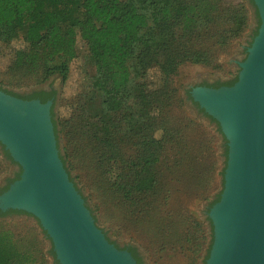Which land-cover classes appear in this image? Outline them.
<instances>
[{
	"label": "trees",
	"instance_id": "1",
	"mask_svg": "<svg viewBox=\"0 0 264 264\" xmlns=\"http://www.w3.org/2000/svg\"><path fill=\"white\" fill-rule=\"evenodd\" d=\"M249 21L246 1L0 0V45L18 39L25 44L15 53L18 67L32 73L44 68L46 77L60 73L66 80L78 56V38L84 41L94 72L61 122L70 164L97 171L99 189H108L124 213L119 230L148 238L155 262L160 251L169 255L164 264H178L170 263L178 257L184 264H206L214 239L209 216L210 230L196 211L171 206V185L179 169L192 174L198 199L208 197L212 182L210 166L196 170L193 165L206 157L204 151L196 147L191 155L181 152L182 144L202 141L200 136L179 135L173 122L174 77L185 63L217 66L218 55L244 35ZM217 125L224 139V185L229 146ZM60 157L70 175L67 159ZM179 157H187L188 165ZM18 178L20 174L3 191ZM10 214L31 216L37 224L27 227L28 218L22 224L19 219L0 222V264H60L39 219L24 210H0V217ZM46 240L51 242L48 251ZM138 263L143 264L139 257Z\"/></svg>",
	"mask_w": 264,
	"mask_h": 264
},
{
	"label": "water",
	"instance_id": "2",
	"mask_svg": "<svg viewBox=\"0 0 264 264\" xmlns=\"http://www.w3.org/2000/svg\"><path fill=\"white\" fill-rule=\"evenodd\" d=\"M254 2L261 25L237 81L191 91L229 146L221 198L208 212L214 239L206 264H264V0ZM0 143L22 168L0 194V209L37 217L60 264H137L97 226L71 180L59 153L52 101L0 90Z\"/></svg>",
	"mask_w": 264,
	"mask_h": 264
},
{
	"label": "rangeland",
	"instance_id": "3",
	"mask_svg": "<svg viewBox=\"0 0 264 264\" xmlns=\"http://www.w3.org/2000/svg\"><path fill=\"white\" fill-rule=\"evenodd\" d=\"M234 1H246L250 9L249 27L244 35L234 40L226 50L221 51L217 57V66L185 63L179 68L178 74L174 77L177 98L171 110L173 122L180 127L179 135H189L185 137L189 139H191V135L194 138L200 136L202 141L201 144L198 140L194 141L192 144L190 143V146H183L182 144L180 147L181 152H190L191 155L194 149L196 151V147L202 150V152L204 151L206 157L201 162L196 160L195 164L197 166L195 164L193 165L196 167V170L200 167H207L209 169L210 166V170H212V182H210L211 189L208 197L198 199L199 195L195 196L196 187L192 181V174L190 175V172L186 169H179L175 173L176 179L172 181L171 185V206L196 211L197 216L203 221H207L208 219V207L211 201L224 187L221 174L225 166L224 139L218 131L217 122L213 121L207 113L197 109L192 103L188 96V89L202 82L216 80L231 81L238 76L241 69L239 63L247 57L248 48L254 40L257 21L255 8L249 0ZM24 45L21 39L15 40L7 46L0 45V85L19 91H26L27 89L40 85L48 86L54 84L55 86H59V94L54 107L59 153L60 156L62 155L67 159L70 176L73 178L72 181L79 188L78 190L84 197L86 205L90 209L97 226L103 230L110 240L118 242L121 246L124 244H133L138 248L144 258L143 264H164V261H167L169 255L158 251L156 255L161 256V259L155 262L147 249L148 238L138 237L135 234H128L126 231L119 230V228L123 227L121 222L124 213H122L120 206H116V201L112 199L113 196L108 189H99L98 184H96L97 177L94 178L97 171L91 168V166L84 165L81 169H77L70 164L68 150L66 148L67 138L65 137L61 122L68 118L70 114V101L82 91L88 74L94 72V68L86 58L87 50L84 41L80 37L78 38V56L70 63V72L66 80L60 73H54L46 77L44 68L32 73L29 72L26 66H16L14 60L15 53L18 49L24 47ZM151 75L155 76L156 72H152ZM179 158L181 159L179 161L188 165L186 161L188 159L187 157ZM17 168L18 166L5 155L2 144L0 143V188L6 179L13 177ZM201 189L203 190L202 187ZM16 219H19L20 224H22V220L27 219L25 220V224L29 228L32 224H37V221L33 217L25 214H10L6 217H0V222ZM206 225L210 230L208 221ZM117 228L119 233L117 230L116 233L114 232ZM45 243L46 250L48 251L51 248V242L46 240ZM208 243H210V238L207 240V245ZM205 255L206 251L204 252ZM48 257L50 261H53L51 254H48ZM173 261L178 264H184L183 257L171 259L170 263ZM201 264H204V262H201Z\"/></svg>",
	"mask_w": 264,
	"mask_h": 264
},
{
	"label": "flooded vegetation",
	"instance_id": "4",
	"mask_svg": "<svg viewBox=\"0 0 264 264\" xmlns=\"http://www.w3.org/2000/svg\"><path fill=\"white\" fill-rule=\"evenodd\" d=\"M254 4H255V2H254ZM254 8H255V11L257 9V11L255 12V14H256V21H257V28L255 30H259L260 25H261V18H260V14H259V11H258V8H257L256 5L254 6ZM228 82L229 81H220V80L211 81V82L210 81H206V82H202V83H200V84H198L196 86H208V87H214V88H218V87H221V86H231L230 83H228ZM196 86H193V87H191V88L188 89V92H189L188 93V96L191 99L192 103L195 105V107H197V109H199V110L203 111L204 113H206L205 110L200 107L199 103L193 99V96L191 94L192 89L194 87H196ZM0 90H3V91H5V92H7L9 94H12L14 96H17V97H20V98H24V99H38V100H40L41 102H44V103L45 102H48V101H52V120H53V123H54V121H55L54 107H55V103H56V100H57V96L59 94V86H55L54 84H50L48 86L40 85V86H35V87L30 88V89H27L26 91H19V90H16V89H10L8 87H5V86L0 85ZM54 129H55V133H56L55 123H54ZM56 135H57V133H56ZM3 146L4 145H2V147ZM4 150H7V149H5V146H4L3 151ZM9 157H11V158H9ZM9 157L8 158L11 159V161L15 165H17L18 168H17V171L15 172V174L13 175L12 178L6 179L5 183L0 188V194H2L4 192L3 189L6 186L9 185L11 179L16 178L18 174L21 175V173H22L21 166L17 162H15L13 160V158H12L11 155ZM110 242H112L113 244H115V246H117L118 248L128 251L136 259L137 264H139L138 263V257L142 261L144 260V258L142 257L139 249L138 248H135V246L133 244H124V245L121 246L116 241L110 240ZM129 246H131L132 248H135V250H132Z\"/></svg>",
	"mask_w": 264,
	"mask_h": 264
}]
</instances>
